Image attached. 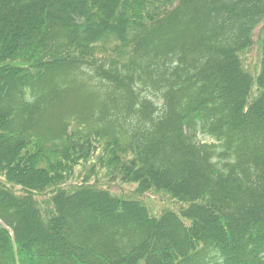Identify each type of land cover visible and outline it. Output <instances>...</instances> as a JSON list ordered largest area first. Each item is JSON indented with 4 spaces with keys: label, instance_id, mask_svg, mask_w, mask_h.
<instances>
[{
    "label": "trees",
    "instance_id": "1",
    "mask_svg": "<svg viewBox=\"0 0 264 264\" xmlns=\"http://www.w3.org/2000/svg\"><path fill=\"white\" fill-rule=\"evenodd\" d=\"M246 1L0 0V264H264Z\"/></svg>",
    "mask_w": 264,
    "mask_h": 264
},
{
    "label": "rangeland",
    "instance_id": "2",
    "mask_svg": "<svg viewBox=\"0 0 264 264\" xmlns=\"http://www.w3.org/2000/svg\"><path fill=\"white\" fill-rule=\"evenodd\" d=\"M251 1H255V3H253V5H257V3L259 2L258 0H247L246 2H251ZM262 1V0H261ZM245 2V3H246ZM260 3V2H259ZM252 5V6H253ZM199 138L202 140V141H212L213 140V137H211V136H209V135H207V134H201V133H199ZM2 177L4 178V175L2 174L1 175V173H0V180H3L4 182L6 181V182H8L7 180H8V178H4V179H2ZM15 185V186H14ZM14 185H12V184H8V186L9 187H7L8 189H11V190H17V191H19V190H21V188L19 187V185H17V184H14ZM37 203H38V205H39V207H40V204H39V202L37 201ZM45 213H49V211H45Z\"/></svg>",
    "mask_w": 264,
    "mask_h": 264
}]
</instances>
